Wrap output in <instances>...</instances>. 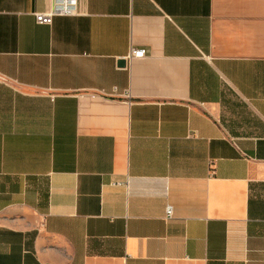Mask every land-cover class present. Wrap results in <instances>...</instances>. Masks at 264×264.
Returning <instances> with one entry per match:
<instances>
[{
  "label": "crops",
  "instance_id": "1",
  "mask_svg": "<svg viewBox=\"0 0 264 264\" xmlns=\"http://www.w3.org/2000/svg\"><path fill=\"white\" fill-rule=\"evenodd\" d=\"M51 4L0 0V264H264V0Z\"/></svg>",
  "mask_w": 264,
  "mask_h": 264
},
{
  "label": "built area",
  "instance_id": "2",
  "mask_svg": "<svg viewBox=\"0 0 264 264\" xmlns=\"http://www.w3.org/2000/svg\"><path fill=\"white\" fill-rule=\"evenodd\" d=\"M76 13V0H52L51 7L46 11L36 12L35 20L38 23L49 24L53 15H71ZM145 55L144 48H132L130 56L142 57ZM166 218L171 217V209L166 207Z\"/></svg>",
  "mask_w": 264,
  "mask_h": 264
}]
</instances>
